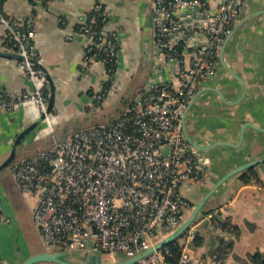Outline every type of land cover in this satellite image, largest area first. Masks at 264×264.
I'll use <instances>...</instances> for the list:
<instances>
[{
	"label": "built area",
	"instance_id": "obj_1",
	"mask_svg": "<svg viewBox=\"0 0 264 264\" xmlns=\"http://www.w3.org/2000/svg\"><path fill=\"white\" fill-rule=\"evenodd\" d=\"M44 1L34 0L33 8ZM248 1L221 0L213 8L209 0H153L150 22L165 65L153 66L152 77L132 104L113 120L77 129L49 148L11 163L19 190L37 199L33 222L47 252L100 255L102 264H116L141 256L191 216L195 206L186 199L185 187L205 183L210 163L187 140L184 116L204 83L216 74L225 40ZM108 19L103 1L97 0L84 26L91 44L83 70L101 62L112 83L118 41L116 33L104 31ZM0 23L33 85L22 95L1 96L0 109L28 108L35 118L44 115L51 123V92L36 44L35 15L11 18L0 4ZM164 70L179 85L163 80ZM111 83L96 96L97 110ZM216 217V211L208 215ZM4 220L0 212V223ZM197 224L196 220L179 239L177 258L165 246L134 264H225L226 244L207 263L195 251Z\"/></svg>",
	"mask_w": 264,
	"mask_h": 264
},
{
	"label": "crops",
	"instance_id": "obj_2",
	"mask_svg": "<svg viewBox=\"0 0 264 264\" xmlns=\"http://www.w3.org/2000/svg\"><path fill=\"white\" fill-rule=\"evenodd\" d=\"M102 1L109 17L104 31L116 33L118 41L116 73L99 108L108 111V122L132 104L152 77L153 66L161 68L165 60L155 44L150 22L153 0ZM96 2L48 0L37 2L35 9L34 0L2 2L3 11L11 18L23 20L35 15L36 44L44 72L56 86L51 123L42 122L29 134L33 139L57 133L63 138L94 124H85L84 120L97 110L96 96L109 79L101 62L83 70L91 44L84 26ZM220 2L209 0V5L215 8ZM254 14L258 15L232 35L216 74L204 83L186 114V135L205 147L202 152L210 163L205 183L185 187V197L194 206L231 171L264 160V0H249L241 20ZM0 52L9 54L0 55V97L13 98L32 91V82L21 60L13 57L15 53L7 44V31L1 23ZM160 74L163 80L179 85L169 70ZM37 120L28 108L0 109V166L10 156L18 136ZM28 136L17 147L16 158L28 157L62 139H53L19 156L20 148L30 143ZM9 168L0 171V212L5 218L0 223V264H23L46 249L33 222L37 199L19 190ZM215 211V220L209 219L208 215ZM197 223L202 245L196 252L206 263L226 244L225 264H255L254 257L264 255V162L228 179L208 200ZM55 252L58 251L51 253ZM75 255L78 261L86 259L83 253L70 256Z\"/></svg>",
	"mask_w": 264,
	"mask_h": 264
},
{
	"label": "water",
	"instance_id": "obj_3",
	"mask_svg": "<svg viewBox=\"0 0 264 264\" xmlns=\"http://www.w3.org/2000/svg\"><path fill=\"white\" fill-rule=\"evenodd\" d=\"M260 14V13H258ZM258 14H254L252 16H248L244 19H242L241 21H239L233 28L231 34L226 38L225 43L222 47L221 50V59L223 60L224 58V51L226 49V46L230 40V38L232 37V35L238 30L240 29L243 25H245L246 23H248L249 21H251L256 15ZM0 55H9V54H3L0 52ZM13 57H16L18 59H22L21 56L13 54ZM44 69V68H43ZM49 85H50V100H49V106H48V113H51L53 111V108L55 106V99H56V86L52 80V78H50V76H46ZM200 94V93H199ZM199 94H197V96L191 101V103L188 105V108L186 110L185 116H184V120L186 121V114L188 112V110L190 109V107L192 106V104L194 103V101L196 100V98L199 96ZM45 116L43 115L39 120H37L36 122H34L33 124H31L29 127H27L17 138L14 147L12 149V152L10 154V156L8 157V159L0 166V171H2L3 169L9 167L11 165V163L16 159L17 157V147L20 146L24 140L26 139V137L33 132L34 130H36L40 124L44 121ZM187 140L194 146L196 147L198 150L200 151H204L205 147H202L198 144H196L188 135H187ZM264 162V160H258V161H253L245 166L239 167L233 171H231L230 173H228L224 178H222L204 197L202 200H200L194 207L193 212L191 214V216L186 220V222H184V224H182V226L175 231L174 233H172L168 238H166L165 240L159 242L155 247L151 248L150 250L146 251L144 254H142L141 256H138L136 258L130 259V260H125V261H121L118 262L116 264H134L136 262H138L140 259L152 254L154 251L159 250L165 246H168L169 244L181 239L184 234L188 231V229L191 227V225L197 220V218L199 217V215L202 214L203 209L205 207V205L207 204L208 200L217 192V190L231 177L239 174L242 171H245L247 169H250L260 163ZM79 253V252H77ZM84 256H86V259L83 261H72L70 259H68V255L67 253L64 252H55V253H51V252H42L40 254L34 255L32 257H30L28 260H26L23 264H38V263H42V262H50V263H54V264H102L101 263V256L100 255H89L87 253H83Z\"/></svg>",
	"mask_w": 264,
	"mask_h": 264
},
{
	"label": "rangeland",
	"instance_id": "obj_4",
	"mask_svg": "<svg viewBox=\"0 0 264 264\" xmlns=\"http://www.w3.org/2000/svg\"><path fill=\"white\" fill-rule=\"evenodd\" d=\"M109 117H110V115L108 114V111H103L102 109H99V110L91 112V114L88 115V117L84 120V123L85 124H90V123L101 124V123L106 122ZM32 134H34V133H32ZM31 136L30 135L28 136V142H30V143L26 147L20 148L19 154H18L19 156L22 154H27L28 152L34 151L36 149H40L41 146H44V145L46 146V143H48L50 141L52 142L53 139L62 138V134L59 135V133H57L53 136L52 135H45L43 137L42 136L37 137V138L34 137V139H33V135H31ZM37 151H40V150H37ZM8 170L11 171V168H9ZM6 173H7V171H5L4 176L6 175ZM189 214H190V212L188 211V215ZM76 257H78V255H75L73 257L68 256V259H70L72 261H78V259Z\"/></svg>",
	"mask_w": 264,
	"mask_h": 264
},
{
	"label": "trees",
	"instance_id": "obj_5",
	"mask_svg": "<svg viewBox=\"0 0 264 264\" xmlns=\"http://www.w3.org/2000/svg\"><path fill=\"white\" fill-rule=\"evenodd\" d=\"M45 1L47 2L48 0H45ZM2 2H3V0H0V4L1 5H2ZM101 25L102 24H100L99 26H101ZM110 83H111V81H106L105 84H104V88H108ZM226 226H227L226 223L222 224V227L223 228H225ZM201 245H202V238L199 236V234H197L196 237H195V239H194V242H193V247H194L195 251ZM167 247L170 248L173 251V253H174V255H175L176 258L179 256L180 251H181L180 240H177V241L169 244ZM254 262H255V264H264V255L261 254V253L258 254V255H256L254 257Z\"/></svg>",
	"mask_w": 264,
	"mask_h": 264
}]
</instances>
